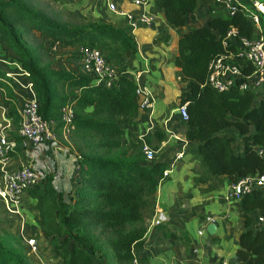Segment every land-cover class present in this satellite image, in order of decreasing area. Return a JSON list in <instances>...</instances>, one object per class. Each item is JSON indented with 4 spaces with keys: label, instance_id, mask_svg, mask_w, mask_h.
Instances as JSON below:
<instances>
[{
    "label": "trees",
    "instance_id": "obj_1",
    "mask_svg": "<svg viewBox=\"0 0 264 264\" xmlns=\"http://www.w3.org/2000/svg\"><path fill=\"white\" fill-rule=\"evenodd\" d=\"M60 1V0H53ZM169 25L184 26L188 13L199 0H153ZM7 15L23 23L25 29L49 40L55 49L70 51L63 59L79 62L78 47L98 48L107 62L117 70L111 85L95 83L81 69L78 72L56 69L50 63L40 65L37 56L22 41L24 29L7 20ZM236 27L238 36L253 37V26L241 13L226 16L210 12L206 24L185 29L178 37L173 65L180 71L185 89L178 105L185 104L187 119L180 126L187 141H195L201 166L196 180L225 176L234 181L239 176L264 172V158L256 147L264 146V97L255 90H240L236 84L224 91L207 85L208 62L225 51L221 35L228 27ZM159 39L168 40L166 35ZM0 45L12 52L22 71V81L32 83L39 101L41 116L55 123L60 133V108L72 103L75 112L69 141L77 182L66 171L39 172L37 182L27 190L37 210L35 222L60 264H135L144 260L137 256V247L144 243L147 211L156 190L168 176L169 168L159 150L168 133L155 128L142 137H125L120 125L138 111L134 78L123 72L122 63L128 54L137 51V44L127 25L114 26L105 21H88L65 25L48 18L23 0H0ZM229 49H234L229 46ZM245 74L251 65L241 61ZM19 72V71H18ZM0 68V92L8 106V117L14 128L10 134L17 141L11 156L20 152L17 134L18 114L16 83ZM21 80V79H20ZM264 89V81L261 84ZM146 143L159 148L155 158L145 159L141 147ZM70 149L65 155H70ZM244 228L238 236L234 264H264V227L252 224L253 212L264 214V192L254 188L240 198ZM166 238L179 239L185 246L186 235H177L158 227ZM28 250L19 238L0 234V264H32Z\"/></svg>",
    "mask_w": 264,
    "mask_h": 264
},
{
    "label": "crops",
    "instance_id": "obj_2",
    "mask_svg": "<svg viewBox=\"0 0 264 264\" xmlns=\"http://www.w3.org/2000/svg\"><path fill=\"white\" fill-rule=\"evenodd\" d=\"M111 1H115L122 9L133 13L146 12L154 17L151 26L139 28L132 34L137 44V51L128 54L125 62L122 63L123 72L134 79L137 76L140 86L150 92L154 100L152 109H138L129 123L124 118L121 119L120 125L125 130V137H142L145 133L150 134L155 128L168 133V138L161 142L157 151L159 149L163 153L170 172L168 178L159 184L151 208L145 216L144 243L137 247V256L143 257L144 260L141 262L134 260V263L220 264L223 258L234 263L238 236L244 228L240 199L226 197L230 179L225 176H212L203 181L196 180L201 174L196 142L184 138L183 128L180 126L182 118L177 111L180 94L185 89L184 83L180 80V71L173 65L177 40L185 29L207 23L211 2L199 0L195 10L188 13L185 25L175 27L167 23L163 11L154 5L153 0L139 7L132 5L129 0ZM104 21L114 26L125 25L120 16L108 17ZM164 35L168 40L159 39ZM7 62L8 66L4 67L7 73H20L19 64ZM80 69L79 62L71 64V71L78 72ZM20 77L17 76L18 79H25ZM18 91L19 94H23V90ZM2 98L0 92V108H2ZM18 103L17 97L16 106ZM57 137L59 139L61 135L56 133L53 141L33 147L21 156L19 153L12 156L7 163L8 168H14L22 161L27 162L37 172L66 171L67 176L72 178V184H75L76 161L73 155L76 151L65 155V150L69 148L64 146L62 149L60 146L63 145L58 144L60 142ZM180 149H183V157L174 160L175 153ZM22 202L21 216L26 217L32 235L38 236L37 239L44 243L41 255L45 259H41L40 263L60 264V258L53 255V250L48 244L51 237L42 234L35 222L37 210L32 207L34 200L29 198L26 192ZM259 213V210H255L253 217ZM209 217L213 219L207 220ZM154 218L159 219L160 224L149 226ZM211 222L216 225L212 234L206 230L207 224ZM160 226L177 235L184 233L187 246L179 239L166 238L158 229ZM199 230L202 234H198ZM38 246L40 248V245Z\"/></svg>",
    "mask_w": 264,
    "mask_h": 264
},
{
    "label": "built area",
    "instance_id": "obj_3",
    "mask_svg": "<svg viewBox=\"0 0 264 264\" xmlns=\"http://www.w3.org/2000/svg\"><path fill=\"white\" fill-rule=\"evenodd\" d=\"M129 1L132 5L139 7L145 5L149 0ZM210 2V12H221L229 17L237 12L241 13L253 26L254 36H238L237 28L232 26L225 31H217V34L221 35V43L225 51L208 62L207 85L216 91H224L235 85L236 80L240 79L237 84L240 90H255L259 92V97H264V89L261 88L264 81V0H210ZM107 8L123 19L131 34L139 28L151 26L154 22L152 14L146 12L133 13L120 8L115 1H108ZM229 46H233L234 49H229ZM78 56L81 70L88 74L95 83H105L110 86L113 79L117 77L116 68L105 60L98 48L80 45ZM242 60L251 65L252 71L249 74L243 72ZM19 70V74H6L11 76L16 83L13 90L19 98L16 109L18 114L17 134L21 146L19 154L21 156L33 147L53 141L56 138V132L55 123L44 119L38 111L39 101L32 83L17 78V76L27 75L20 67ZM134 80L136 82L135 94L138 97V108L141 110L152 109L154 101L152 95L140 86L137 76ZM18 90H23V94H19ZM177 111L182 119H187L185 104L179 105ZM75 117L72 103H66L60 108V133L66 141H69ZM9 125L10 119H4V122L0 121V201L6 212L21 217L23 196L37 182L39 175L27 162L20 161L14 168H8L7 163L12 159L10 152L17 147V141L10 134ZM141 151L145 159L150 161L155 158L157 149L143 143ZM256 151L264 158V146L256 147ZM182 157L183 149H180L175 153L174 160ZM75 168H79L77 164ZM169 172L170 170L166 169L163 175L168 176ZM254 188H261L264 192V172L237 177L236 180L229 183L226 197L240 199ZM212 219L211 217L207 218L209 221ZM160 222L159 219L154 218L149 226L158 225ZM253 223L264 227V214L256 215ZM198 234H202V231L199 230ZM23 242L28 248V253L41 262L35 238H24ZM220 264L234 263L223 258Z\"/></svg>",
    "mask_w": 264,
    "mask_h": 264
},
{
    "label": "rangeland",
    "instance_id": "obj_4",
    "mask_svg": "<svg viewBox=\"0 0 264 264\" xmlns=\"http://www.w3.org/2000/svg\"><path fill=\"white\" fill-rule=\"evenodd\" d=\"M26 4L30 7L40 11L48 18L60 22L65 25H76L85 23L88 21H104L107 20L108 17L118 16L117 14L111 12L107 8L108 1L111 0H60V1H53V0H23ZM7 20L11 21L15 27L18 29H24V33L22 34V41L24 45L31 50L38 58L40 65H45L50 63L53 68L56 69H65L71 70V64H75L74 62H68L63 59L65 53L70 51L68 48L60 50L52 48L49 44V40L46 38L40 37L37 33L27 31L25 29V25L13 17L7 15ZM6 60V61H2ZM15 62L19 64L15 58H13L12 52L6 51L0 45V68L8 66V62ZM70 64V65H69ZM5 67V68H6ZM20 71V70H18ZM2 108H0V119L4 122V119H10L8 117V106L4 102L3 98L1 100ZM10 130L12 131L14 128L11 125L10 119ZM58 144H62L60 146L62 149L65 146L69 148L72 152L74 150L71 148L70 141L64 140L62 137L58 139ZM23 227V230H22ZM21 229V230H20ZM10 233L17 238H19L20 244L22 247L26 246L23 244L22 237H34L40 245L38 248V254L41 259L43 256L41 255V250L44 249V244L41 240L37 239L38 236L32 235L31 229L27 226L26 217L16 216L12 217L8 212H6L3 208V205L0 201V234H7ZM39 247V246H38ZM28 250V248H26ZM32 264H41L39 259L34 257L32 254L28 253L27 256ZM49 258V256H48ZM45 259V258H44ZM43 259V260H44Z\"/></svg>",
    "mask_w": 264,
    "mask_h": 264
},
{
    "label": "water",
    "instance_id": "obj_5",
    "mask_svg": "<svg viewBox=\"0 0 264 264\" xmlns=\"http://www.w3.org/2000/svg\"><path fill=\"white\" fill-rule=\"evenodd\" d=\"M215 228H216V225L213 222L207 224V226H206V230L210 234H212L214 232Z\"/></svg>",
    "mask_w": 264,
    "mask_h": 264
}]
</instances>
